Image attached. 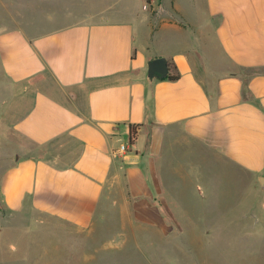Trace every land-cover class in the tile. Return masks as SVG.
I'll list each match as a JSON object with an SVG mask.
<instances>
[{
  "label": "crops",
  "instance_id": "crops-1",
  "mask_svg": "<svg viewBox=\"0 0 264 264\" xmlns=\"http://www.w3.org/2000/svg\"><path fill=\"white\" fill-rule=\"evenodd\" d=\"M142 1L20 0L0 29L29 145L2 173L8 211L79 229L134 211L128 225L163 228L194 184L210 205L220 174L264 178V0ZM155 58L178 78L149 79Z\"/></svg>",
  "mask_w": 264,
  "mask_h": 264
},
{
  "label": "rangeland",
  "instance_id": "rangeland-1",
  "mask_svg": "<svg viewBox=\"0 0 264 264\" xmlns=\"http://www.w3.org/2000/svg\"><path fill=\"white\" fill-rule=\"evenodd\" d=\"M19 1L0 0V29L10 26ZM18 97L0 69V184L2 173L29 147L11 128L9 112ZM216 183L217 199L210 205L201 204L196 184L186 200L176 197L171 225L163 228L132 227L134 211L107 210L93 226L79 229L31 210L10 212L0 194V264H264L259 177L230 170Z\"/></svg>",
  "mask_w": 264,
  "mask_h": 264
},
{
  "label": "water",
  "instance_id": "water-1",
  "mask_svg": "<svg viewBox=\"0 0 264 264\" xmlns=\"http://www.w3.org/2000/svg\"><path fill=\"white\" fill-rule=\"evenodd\" d=\"M147 77L152 79L154 77L163 78L168 72V63L164 58H155L149 60L146 64ZM260 185L264 187V178H261Z\"/></svg>",
  "mask_w": 264,
  "mask_h": 264
},
{
  "label": "built area",
  "instance_id": "built-area-1",
  "mask_svg": "<svg viewBox=\"0 0 264 264\" xmlns=\"http://www.w3.org/2000/svg\"><path fill=\"white\" fill-rule=\"evenodd\" d=\"M141 9L145 10V11L157 12L160 9V7H159L158 4L157 5L155 4L154 6H152L151 3H150V0H143ZM131 145H133V144L132 143H130V144H121L119 146V148H118V151L120 153L126 152L128 150V147L131 146Z\"/></svg>",
  "mask_w": 264,
  "mask_h": 264
},
{
  "label": "trees",
  "instance_id": "trees-1",
  "mask_svg": "<svg viewBox=\"0 0 264 264\" xmlns=\"http://www.w3.org/2000/svg\"><path fill=\"white\" fill-rule=\"evenodd\" d=\"M178 78V73L176 72L174 66L171 63H168V72L163 77V79H166L168 81H174Z\"/></svg>",
  "mask_w": 264,
  "mask_h": 264
}]
</instances>
